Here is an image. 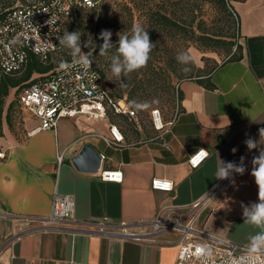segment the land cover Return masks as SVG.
Returning a JSON list of instances; mask_svg holds the SVG:
<instances>
[{"label":"crops","instance_id":"obj_1","mask_svg":"<svg viewBox=\"0 0 264 264\" xmlns=\"http://www.w3.org/2000/svg\"><path fill=\"white\" fill-rule=\"evenodd\" d=\"M231 2L238 22L232 52L211 73L179 83V109L168 133L152 122L143 129L137 119L139 143L130 142L117 125L124 142L111 146L110 127L116 124L109 122L110 114L105 120L64 118L55 130L30 136L40 121L23 108L19 94L22 134L0 137L5 152L0 158V264H175L178 233L138 243L102 236L99 224L142 229L138 225L164 207L209 196L211 209L198 216L197 227L221 242L248 244L259 231L244 223L242 205L259 202L252 160L264 145L249 150L245 140L259 141L264 129V0ZM88 147L101 157L97 172L81 171L73 162ZM202 149L209 156L194 169L189 157ZM59 155L64 159L58 174ZM241 157L243 175L215 178L219 160L239 164ZM115 169L123 171L122 182L102 179L103 171ZM154 178L173 181L174 190H154ZM56 191L74 197L75 220L60 230H45L31 219L49 216Z\"/></svg>","mask_w":264,"mask_h":264},{"label":"built area","instance_id":"obj_2","mask_svg":"<svg viewBox=\"0 0 264 264\" xmlns=\"http://www.w3.org/2000/svg\"><path fill=\"white\" fill-rule=\"evenodd\" d=\"M104 1L25 0L6 9L0 14V81L7 75L24 70L32 55L44 61L58 52L62 47L58 37L63 35L65 20L78 9L94 8ZM92 61L91 68L87 70L79 65L73 66L71 61L68 63L70 67L57 68L23 85L19 92L20 102L30 115L40 121L30 136L43 130H55L64 118L105 120L113 114L137 120L136 111L129 107L128 102L113 96L105 86L99 68ZM152 121L156 130L168 133L175 119L166 123L160 111L153 110ZM110 134L109 145L119 147L124 142V135L117 125L110 127ZM208 156L209 152L202 149L192 154L188 162L196 169ZM0 158H5L2 150ZM63 159V155L57 158L58 174ZM101 174L103 180L110 182H122L124 178L121 169L105 170ZM152 188L170 193L174 190V183L167 178H154ZM210 199L211 196L187 206L164 207L152 221L140 223L138 226H143L142 229H136L137 225L134 228L125 223L111 225L103 221L99 224L98 233L105 237L148 243L161 233L176 232L179 234V250L175 264H238L240 258L246 256V245L221 242L196 225L198 216L211 209ZM75 211L74 197L56 191L49 216L31 219V222L39 223L45 230H60L62 224L74 222Z\"/></svg>","mask_w":264,"mask_h":264},{"label":"rangeland","instance_id":"obj_3","mask_svg":"<svg viewBox=\"0 0 264 264\" xmlns=\"http://www.w3.org/2000/svg\"><path fill=\"white\" fill-rule=\"evenodd\" d=\"M131 1L129 0L130 6L132 7L131 20L133 27L139 25L146 30L148 26L152 25L151 21H148L149 18L147 16L149 15L145 13V10H141L136 6L135 3L138 0ZM24 2L25 0H0V14L8 8ZM161 4V0H155L154 3H152L154 6L153 9L157 10L158 6ZM227 4L229 8L228 12L224 11L221 6L215 2L205 3L203 15L201 16L204 21L203 26L205 31L210 32L209 34H217L221 39L224 40L225 43H218L217 49L212 51L201 49L194 44L190 45V41H188V48L186 51L189 52L194 58V62L190 65H187V67L191 68L190 72L185 73L182 71V69L186 66L178 63L176 59L177 54L184 52L185 50L186 44L184 43L183 37L176 34L174 30L169 33L166 28L160 25L156 26L155 29H152L155 33H151L149 37L151 42L155 44V47L150 53V59L147 63V66L129 74L127 78L121 77V82L130 81L132 82V85H134L138 82H147V80H153L154 84H152L150 87L146 85V87H143L145 90H143V88L139 89L136 95L132 98L129 97V90H121L124 89V87H120L119 82H114L112 80L113 76L110 70V57L116 53L119 35H121L119 28L117 27L114 30H110L112 33L111 43L113 46L109 50L108 56H101L99 54L100 46L103 44V40L99 38L101 32H99V35L97 33L91 34L89 31L85 33L84 30L81 31V29H83L81 26L74 27L71 32L77 31L81 33L80 39L82 52L85 54L89 53V56L95 61L97 67L104 77L106 85L113 96H117L116 98L118 99L119 96L123 98L127 97L128 104H130L132 101H136L138 103L151 102L153 100L159 101V103L151 104V106L146 110H135L132 108L136 111L137 119L141 124L140 127L146 129L147 127L151 126V122L153 125V110H159L164 121H167V119H173L175 112L179 109L178 85L180 82L185 79H198L201 76L211 73L220 62H223L230 56V53L232 52L230 50L233 49L232 46L237 41L238 22L236 16L233 14V7L231 8V0H228ZM122 5L123 4H121V6ZM121 6H118L117 8L120 9ZM117 8H113L114 13H117ZM100 13V9L95 11L92 9H83L78 11L77 13L73 14L72 17H70L65 23L63 27V33L69 28V21L82 19V21L85 23V21L93 17L97 18ZM127 17V15H124L123 17H119L118 20L122 22L127 20ZM88 27L89 24H86L85 29H88ZM132 29L130 34H132ZM87 41H92L93 46L84 47L83 45ZM195 55L198 56V60H196ZM199 59H201V63H199ZM71 61L72 56L70 55V50L61 47L58 52L50 56L47 60H44L43 66L51 68L44 74H48L52 70L60 68L59 65L61 62H66L68 64ZM21 75H18V77ZM39 75L42 74L34 73L31 79L22 83L20 86H23ZM19 92L20 89L10 90L8 96H6L4 99V104L0 106V137L8 136L20 138L22 134L24 112L22 111L18 101ZM108 120L110 123L120 126L122 131L125 132L127 139H130V142L139 143L141 134L137 133L138 130H136L134 127V125H136L134 120H129L126 117L118 118L113 115H110Z\"/></svg>","mask_w":264,"mask_h":264},{"label":"clouds","instance_id":"obj_4","mask_svg":"<svg viewBox=\"0 0 264 264\" xmlns=\"http://www.w3.org/2000/svg\"><path fill=\"white\" fill-rule=\"evenodd\" d=\"M119 35V34H118ZM112 33L110 30H102L100 33V39L103 40V44L100 46L99 54L101 56H108L109 50L112 48L111 43ZM81 33L80 32H64L62 36H59V45L70 50L72 56V65H79L84 70L91 68L92 59L89 53L82 52L81 47ZM84 47L93 46L92 41H87ZM155 44L150 40L148 31L143 27L136 25L132 29V34L119 35L118 47L116 53L111 55L110 70L113 76L114 82H119L120 87H126L127 85L121 82V77H128L129 74L138 71L147 66L150 59V53L154 49ZM177 62L185 65L182 69L185 73L190 72L191 68L187 67L194 62L193 56L189 52H180L177 54ZM60 68L65 69L70 67L66 62L60 63ZM159 103L158 100L151 102L138 103L132 101L129 104L130 108L135 110H146L151 104ZM259 141H255L252 138L245 140V144L249 150L255 149L258 145H264V129H260ZM233 152L237 149L233 148ZM204 153L201 152V155ZM244 157H241L239 164L234 162H223L219 160L217 170L215 172L216 179H228L232 173L243 175L245 167L243 164ZM253 170L251 175L255 178V182L258 186V203H253L248 206L242 205L244 223L258 228L259 231L251 234L248 237V244L245 247L246 256L241 257L238 264H264L262 257H264V149L260 150L259 155L252 160ZM210 254V252L208 253Z\"/></svg>","mask_w":264,"mask_h":264},{"label":"trees","instance_id":"obj_5","mask_svg":"<svg viewBox=\"0 0 264 264\" xmlns=\"http://www.w3.org/2000/svg\"><path fill=\"white\" fill-rule=\"evenodd\" d=\"M154 1L155 0H138L135 3L139 9L145 10V13L149 15L147 16L149 18L148 21H151L152 23V25L148 26L146 29L149 36L151 35V33H155L152 29H155V27L158 25L166 28L169 33L174 30L176 34L183 37L184 43L186 44L184 52H187L186 50L188 48V41H190V45L194 44L201 49L212 51L217 49L218 43H225L224 40L221 39L217 34H209L210 32L205 31V28L203 26L204 21L201 16L203 15L205 3L209 2H215L216 4L220 5L224 11L228 12V0H161L162 4L158 6L157 10L153 9L154 6L152 5V3H154ZM121 4L123 5L121 6ZM118 6H121L120 9L117 8ZM114 7L118 9L117 13L113 12ZM89 9H92L94 11L100 9L101 13L97 18L93 17L85 21L86 24H89L88 29H85L86 24L84 23V21H82V19H75L68 22L69 28L67 29V32L70 33L71 30L74 29V27L81 26L83 27L81 31L84 30L85 33L89 31V33L91 34L97 33L99 35V32H101L102 30H114L118 27L121 35L128 34L129 36H131L130 31L133 28V23L131 20L132 7L130 6L129 0H105L96 7ZM80 10L83 9H78L75 11V13ZM124 15L128 16L127 20L120 22L118 18L123 17ZM68 19L65 20L64 25L68 21ZM43 62L44 61L41 60V58H39L38 56L32 55L24 70H22L18 74L7 75L2 78V80L0 81V106L4 104V99L6 96H8L10 90L21 89L23 86L20 85L31 79L34 73L44 74L51 69L49 67H44ZM18 75L21 76L18 77ZM123 83H125L127 86L121 90H129V97L131 98L136 95L139 89L146 87V85L150 87L152 84H154L153 80H147V82H138L134 85H132V82L130 81H124ZM104 84L108 88L105 80ZM143 90L145 89L143 88ZM119 98L125 99L128 102L127 97L123 98L119 96Z\"/></svg>","mask_w":264,"mask_h":264},{"label":"water","instance_id":"obj_6","mask_svg":"<svg viewBox=\"0 0 264 264\" xmlns=\"http://www.w3.org/2000/svg\"><path fill=\"white\" fill-rule=\"evenodd\" d=\"M75 166L81 171L97 172L101 165V157L93 148H86L73 159Z\"/></svg>","mask_w":264,"mask_h":264}]
</instances>
